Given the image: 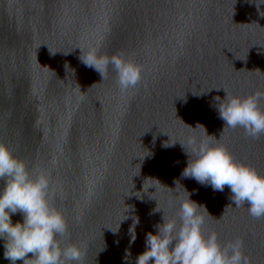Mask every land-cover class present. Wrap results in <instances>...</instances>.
Returning <instances> with one entry per match:
<instances>
[{"label":"water","instance_id":"1","mask_svg":"<svg viewBox=\"0 0 264 264\" xmlns=\"http://www.w3.org/2000/svg\"><path fill=\"white\" fill-rule=\"evenodd\" d=\"M92 47L133 60L141 81L122 94L111 65L101 79L79 59ZM223 89L264 92L261 0H0V143L48 174L50 206L67 222L57 239L83 246L82 264H135L161 215L178 220L183 188L210 214L205 237L214 231L221 246L240 237L249 264H264V218L235 207L227 185L181 177L179 142L190 137L224 144L264 175V135L222 131ZM3 251L0 242L9 264Z\"/></svg>","mask_w":264,"mask_h":264},{"label":"clouds","instance_id":"2","mask_svg":"<svg viewBox=\"0 0 264 264\" xmlns=\"http://www.w3.org/2000/svg\"><path fill=\"white\" fill-rule=\"evenodd\" d=\"M79 59L86 67L98 72L101 79L111 65L122 94L134 88L142 78L141 66L119 53L108 56L101 54L98 47H92L84 55L80 54ZM223 91V99L216 97L218 118L223 121L222 131L239 127L245 136L254 140L264 135V110L259 107L264 92L256 91L240 97ZM198 125L206 137H212L206 134L202 125L197 124L195 128ZM175 142L167 141L163 146L169 147ZM179 144L187 156L182 178L194 179L201 186H210L213 191L222 192L227 185L235 207L246 205L253 219L264 218V175L234 160L224 144L195 137ZM146 179L160 184L156 179ZM0 181V242L3 243L4 259L9 264H17V261L22 264H82L83 246L69 243L61 247L57 239L66 234L67 222L61 212L50 206L53 193L48 174L43 171L30 173L24 161L0 143ZM149 187L155 188L152 184L147 189ZM183 190L186 196L179 203L178 220L161 215L162 222L153 225L154 231L145 233V247L136 256L135 264H249L242 253L240 237L223 246L214 231L205 237L202 226L205 215L210 214L202 204L189 198L191 194L186 189ZM153 211L161 210L155 208ZM17 213L22 219L13 223L11 216ZM137 223L135 217L129 228L130 244L136 238L134 228ZM130 255L125 249L124 258Z\"/></svg>","mask_w":264,"mask_h":264}]
</instances>
